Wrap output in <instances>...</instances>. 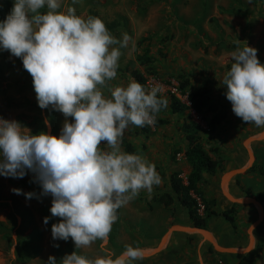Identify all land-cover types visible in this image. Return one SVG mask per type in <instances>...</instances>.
I'll return each mask as SVG.
<instances>
[{
    "label": "rangeland",
    "instance_id": "obj_1",
    "mask_svg": "<svg viewBox=\"0 0 264 264\" xmlns=\"http://www.w3.org/2000/svg\"><path fill=\"white\" fill-rule=\"evenodd\" d=\"M4 1L0 0V21L10 13L14 3L6 0L11 6L8 11ZM65 5L73 6L71 0H62V10ZM74 7L78 15L102 19L117 38L125 33L131 37L129 46L121 50L117 78L110 86H126L133 79L131 71L135 70L145 77L146 88L159 84L161 97L168 99L169 94H174L188 106L177 90L179 83L187 81L188 92L202 87L209 91L211 109L204 113L203 120L192 110L179 115L167 108L157 116L165 121L164 125L147 133L133 126L125 131L122 149L154 163L162 183L154 187L151 197L141 191L135 200L118 210L119 219L112 227L107 247L117 254L126 245L149 252L170 227L191 225L182 207L176 204L163 207L155 198L172 192L173 173L179 172L182 179L189 173L183 154L187 143L182 126L193 120L201 126L199 136L204 149L218 164L216 173L204 175L200 186L205 199L213 203L210 209L214 214L206 229L219 244L235 249L247 247L248 230L258 213L254 206L235 205V224L227 222L222 212L231 203L222 195L221 179L226 173L246 166L248 151L253 155L251 167L231 180L229 191L237 198H245L248 190L249 198L262 206L263 219L253 232L251 252L260 256L256 264H264V139L252 143L248 151L245 147V142L264 128L246 124L234 115L225 96L226 86L222 84L225 72L230 70V53L237 47L236 39L242 42L240 47L245 42L255 48L260 64L264 65V0H79ZM147 51L155 59L151 76L136 61L137 56ZM0 103L4 111L0 117L19 122L30 134L59 136L65 117L51 108L38 107L30 74L24 70L21 59L4 50H0ZM215 117L221 121L210 131L208 123ZM45 119L49 126L45 125ZM68 120L71 122L72 118ZM32 181L31 172L22 179L0 176V264H47L49 256L55 257L59 264L63 256L75 250L71 238L66 242L52 239L51 226L59 222L49 211L52 197L40 196V185ZM12 189L33 192L39 199H26ZM45 217L49 218L47 224L43 222ZM100 243L79 249L78 254L87 258L102 255ZM235 256L241 255L217 253L199 236L173 234L160 253L134 264H226L233 263Z\"/></svg>",
    "mask_w": 264,
    "mask_h": 264
},
{
    "label": "clouds",
    "instance_id": "obj_2",
    "mask_svg": "<svg viewBox=\"0 0 264 264\" xmlns=\"http://www.w3.org/2000/svg\"><path fill=\"white\" fill-rule=\"evenodd\" d=\"M78 2L62 10V0H14L0 21V50L21 59L38 107L65 117L58 137L32 135L19 122L0 119V176L22 179L31 172L40 196L52 197L49 211L59 218L51 226L52 239L71 238L75 247L59 264H134L145 259L143 250L126 245L117 254L107 247L109 236L118 210L141 191L151 197L162 178L146 157L122 149L123 137L130 126H155L168 99L159 95V84L146 88L131 79L126 86H110L131 37L117 38L97 16L78 15ZM234 43L222 79L226 99L242 122L264 128V65L255 48ZM97 241L102 255L78 254ZM47 264H57L56 258L49 256Z\"/></svg>",
    "mask_w": 264,
    "mask_h": 264
},
{
    "label": "trees",
    "instance_id": "obj_3",
    "mask_svg": "<svg viewBox=\"0 0 264 264\" xmlns=\"http://www.w3.org/2000/svg\"><path fill=\"white\" fill-rule=\"evenodd\" d=\"M6 7L11 9L10 3L4 1ZM138 65L142 67L145 73L149 76L154 74L153 64L155 59L153 56L148 55V51L143 55L136 57ZM131 77L135 79L142 85H145V77L138 71H131ZM187 81L179 83L178 91L179 95L186 98L187 103H183L179 98L174 94L168 95V108L171 113L182 115L188 110H192L197 114L200 119L203 120L204 113L209 111V91L207 88L202 87L196 91L188 92L187 91ZM220 118H213L209 123L208 127L210 131H214L216 125L220 123ZM165 124V121L157 119L155 126L153 127H144L142 132H150L152 128H157ZM201 126L193 121L189 120L184 123L182 126V133L184 139L187 143L183 154L187 164L189 165V173L186 177V182L184 183L183 179L180 177L179 172H175L170 177V186L172 189L171 193L165 192L158 195L155 198V202L163 207H170L176 204L184 209L185 215L191 221V225L197 228L207 227L208 219L214 214L211 211V204L205 199L201 191V184L203 181L204 175H214L217 171L218 164L208 152L204 149L199 133L201 132ZM180 152V151H178ZM250 192L247 190L244 193V197H249ZM213 201V200H212ZM236 209L235 205L230 204L229 208L225 209L222 212V217L229 222L231 225L235 224L234 220V211ZM224 259L230 258L224 256ZM235 261L233 263L225 262L226 264H256L260 259V256L257 252L252 251L249 254L235 256Z\"/></svg>",
    "mask_w": 264,
    "mask_h": 264
},
{
    "label": "water",
    "instance_id": "obj_4",
    "mask_svg": "<svg viewBox=\"0 0 264 264\" xmlns=\"http://www.w3.org/2000/svg\"><path fill=\"white\" fill-rule=\"evenodd\" d=\"M264 139V129L261 133L258 135H255L251 138H249L245 142V147L246 149H249V146L252 143L259 142ZM247 149V151H248ZM253 163V155L250 154L248 151V163L246 166L240 168V169H235L232 170L228 173H226L222 179H221V192L223 197L225 198L226 201L231 203L232 205H240V206H254L257 209L258 217L257 220L250 226L248 230V245L244 249H235L232 247H226L223 245H220L214 238V236L205 228H197L193 225H174L170 227L166 233L163 235L161 238L159 244L157 247H155L152 251L149 252H144L145 259L152 257L158 253H160L164 248L166 243L168 242L169 238L173 234H187V235H196L201 237L205 242H207L214 251L217 253L223 254V255H246L249 254L253 248L254 245V239H253V232L254 230L260 225L263 219V209L261 204L256 200L252 198H237L234 197L229 191H228V183L236 178L239 177L243 174L246 173L247 170L251 167Z\"/></svg>",
    "mask_w": 264,
    "mask_h": 264
},
{
    "label": "crops",
    "instance_id": "obj_5",
    "mask_svg": "<svg viewBox=\"0 0 264 264\" xmlns=\"http://www.w3.org/2000/svg\"><path fill=\"white\" fill-rule=\"evenodd\" d=\"M1 105H3V104H1L0 103V108H2L1 107ZM2 114H4V111L3 110H1L0 109V115H2ZM0 119H3V120H5L3 117H0ZM237 169H240V168H237ZM235 170V169H234ZM186 177H184V179H185ZM237 178V177H236ZM233 180V179H232ZM231 182V181H230ZM230 182L228 183V191H229V184H230ZM230 192V191H229ZM231 193V192H230ZM232 194V193H231ZM234 197H238V196H236L235 194H232ZM220 245H222V244H220ZM223 246H225V245H223ZM226 247H229V246H226Z\"/></svg>",
    "mask_w": 264,
    "mask_h": 264
},
{
    "label": "built area",
    "instance_id": "obj_6",
    "mask_svg": "<svg viewBox=\"0 0 264 264\" xmlns=\"http://www.w3.org/2000/svg\"><path fill=\"white\" fill-rule=\"evenodd\" d=\"M184 183L186 182V179H183Z\"/></svg>",
    "mask_w": 264,
    "mask_h": 264
}]
</instances>
